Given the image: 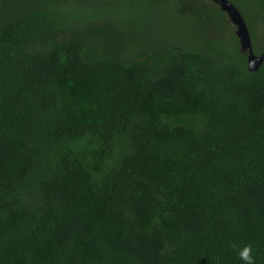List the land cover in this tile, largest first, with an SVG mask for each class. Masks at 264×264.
<instances>
[{"label":"trees","instance_id":"trees-1","mask_svg":"<svg viewBox=\"0 0 264 264\" xmlns=\"http://www.w3.org/2000/svg\"><path fill=\"white\" fill-rule=\"evenodd\" d=\"M247 67L209 0H0V264H264Z\"/></svg>","mask_w":264,"mask_h":264},{"label":"water","instance_id":"water-1","mask_svg":"<svg viewBox=\"0 0 264 264\" xmlns=\"http://www.w3.org/2000/svg\"><path fill=\"white\" fill-rule=\"evenodd\" d=\"M226 14L235 28V35L240 45L241 53L247 54V69L249 72H257L264 61V51L261 55L253 52L250 33L241 13L228 0H209Z\"/></svg>","mask_w":264,"mask_h":264},{"label":"clouds","instance_id":"clouds-1","mask_svg":"<svg viewBox=\"0 0 264 264\" xmlns=\"http://www.w3.org/2000/svg\"><path fill=\"white\" fill-rule=\"evenodd\" d=\"M238 258L243 261V264H255L253 249L250 245H245L237 250Z\"/></svg>","mask_w":264,"mask_h":264}]
</instances>
